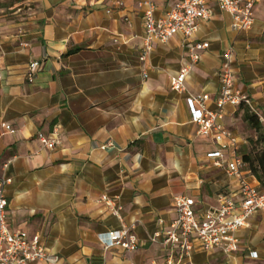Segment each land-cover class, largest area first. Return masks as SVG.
Masks as SVG:
<instances>
[{
	"label": "crops",
	"instance_id": "obj_1",
	"mask_svg": "<svg viewBox=\"0 0 264 264\" xmlns=\"http://www.w3.org/2000/svg\"><path fill=\"white\" fill-rule=\"evenodd\" d=\"M145 1L0 0V178L11 180L4 190L7 228L39 234L61 264H166L169 251L161 237L152 238L175 219V197L193 199L198 211L217 210L221 197L240 201L238 183L207 157L216 144L198 134L187 100L207 94L209 108L216 109L223 54L231 49L235 88L250 104L227 107L223 125L238 138L240 152L247 149L253 134L243 110L264 119V0L255 3L245 32L233 31L231 16L212 3L193 39L209 44L198 62L174 36L153 44L142 67ZM152 1L156 18L174 2ZM33 62L39 68L29 82ZM185 67L184 91L175 92L172 80ZM5 125L15 133L5 132ZM54 130L61 144L48 150L38 135L50 137ZM242 172L260 188L247 167ZM102 196L122 207L121 221ZM122 227L136 237V249H104L98 234ZM235 236L236 252L194 250L179 264H264V211Z\"/></svg>",
	"mask_w": 264,
	"mask_h": 264
},
{
	"label": "built area",
	"instance_id": "obj_2",
	"mask_svg": "<svg viewBox=\"0 0 264 264\" xmlns=\"http://www.w3.org/2000/svg\"><path fill=\"white\" fill-rule=\"evenodd\" d=\"M261 0H174L171 7L161 17L156 18L155 5L152 0L141 4L145 8L143 13L144 39L139 61L145 63L155 43H167L174 36H181L192 63L201 59V53L209 47L207 42H194V36L199 31L202 21L211 16L210 5L228 13L231 18V29L235 32H245L253 25V7ZM224 66L220 72V88L214 103L216 109L212 111L208 104L211 98L207 94L189 96L187 100L191 122L198 127V134L211 138L216 144V150L207 157L213 165L224 168L229 179L239 185V202L230 197L218 199L219 208L214 211H198L196 203L188 197H175L173 200L175 219L170 222L166 231L155 234L152 242L161 237V245L169 251L166 264H179L194 250L213 252L221 250L231 254L238 249L235 234L247 227L250 218L259 211H264V184L260 188L251 186L243 177L244 164L238 138L223 125V118L227 107L249 105L250 101L235 88L231 71L233 61L232 50L227 49L223 54ZM39 64L33 62L28 67L29 82L32 81ZM189 67L172 80L171 89L183 92ZM142 76L146 72L142 69ZM257 116V115H256ZM258 117V116H257ZM264 127V119L259 118ZM3 130L14 134L10 126H3ZM40 143L48 150H53L61 144L59 133L54 130L50 137L38 135ZM104 149V148H103ZM11 183L10 179L0 178V264H30L45 262L47 264H61L60 259L51 254L42 244L39 234L29 236L25 232L11 233L7 228L5 187ZM110 213L121 221L122 207L107 196H102ZM162 224V221H160ZM98 241L104 249L120 247L125 252H131L137 247L136 237L125 227L121 230L108 231L98 234ZM252 257H256L252 254Z\"/></svg>",
	"mask_w": 264,
	"mask_h": 264
},
{
	"label": "trees",
	"instance_id": "obj_3",
	"mask_svg": "<svg viewBox=\"0 0 264 264\" xmlns=\"http://www.w3.org/2000/svg\"><path fill=\"white\" fill-rule=\"evenodd\" d=\"M242 120L253 131V138L246 139L247 149L241 153L242 160L258 183L264 184V127L247 109L243 110Z\"/></svg>",
	"mask_w": 264,
	"mask_h": 264
},
{
	"label": "rangeland",
	"instance_id": "obj_4",
	"mask_svg": "<svg viewBox=\"0 0 264 264\" xmlns=\"http://www.w3.org/2000/svg\"><path fill=\"white\" fill-rule=\"evenodd\" d=\"M251 131V130H250ZM252 132V134H253V131H251ZM252 138H253V135H252ZM248 139V138H247Z\"/></svg>",
	"mask_w": 264,
	"mask_h": 264
}]
</instances>
